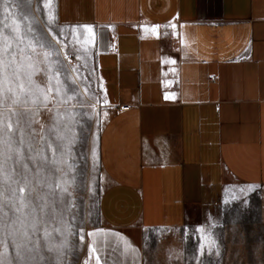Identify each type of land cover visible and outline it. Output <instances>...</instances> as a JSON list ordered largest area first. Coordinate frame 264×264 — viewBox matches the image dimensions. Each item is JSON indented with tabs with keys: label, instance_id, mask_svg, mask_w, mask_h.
Instances as JSON below:
<instances>
[{
	"label": "crops",
	"instance_id": "1",
	"mask_svg": "<svg viewBox=\"0 0 264 264\" xmlns=\"http://www.w3.org/2000/svg\"><path fill=\"white\" fill-rule=\"evenodd\" d=\"M56 12L92 29L114 108L95 264H144L146 230L264 187V0H56Z\"/></svg>",
	"mask_w": 264,
	"mask_h": 264
},
{
	"label": "rangeland",
	"instance_id": "2",
	"mask_svg": "<svg viewBox=\"0 0 264 264\" xmlns=\"http://www.w3.org/2000/svg\"><path fill=\"white\" fill-rule=\"evenodd\" d=\"M113 112L89 26L61 24L56 0H0V264H95ZM231 200L146 230L144 264H264V187Z\"/></svg>",
	"mask_w": 264,
	"mask_h": 264
},
{
	"label": "built area",
	"instance_id": "3",
	"mask_svg": "<svg viewBox=\"0 0 264 264\" xmlns=\"http://www.w3.org/2000/svg\"><path fill=\"white\" fill-rule=\"evenodd\" d=\"M120 109L123 110V111H128V110H130V106L123 105V106H120Z\"/></svg>",
	"mask_w": 264,
	"mask_h": 264
},
{
	"label": "bare ground",
	"instance_id": "4",
	"mask_svg": "<svg viewBox=\"0 0 264 264\" xmlns=\"http://www.w3.org/2000/svg\"><path fill=\"white\" fill-rule=\"evenodd\" d=\"M109 118V115L106 117V121H107V119ZM86 240V239H85Z\"/></svg>",
	"mask_w": 264,
	"mask_h": 264
}]
</instances>
